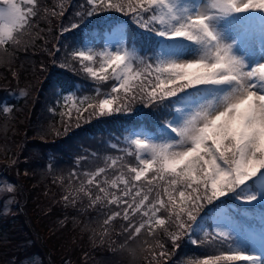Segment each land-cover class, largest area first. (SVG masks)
I'll use <instances>...</instances> for the list:
<instances>
[{
  "label": "snow or ice",
  "instance_id": "obj_1",
  "mask_svg": "<svg viewBox=\"0 0 264 264\" xmlns=\"http://www.w3.org/2000/svg\"><path fill=\"white\" fill-rule=\"evenodd\" d=\"M87 3L88 17L97 9L130 14V19L145 30L143 34L164 38L161 49L166 50L155 56H140L135 48L123 46L98 52L91 47L69 50L64 66L77 61L82 71L96 80L116 82L111 93L117 95L96 103L84 96L80 104L87 106L83 111L76 109L78 116L89 109L93 110L90 115L99 116L127 111L137 101L145 107H167L164 101L179 93L184 95L177 102L184 104L185 109L177 108L176 118L165 119L166 127L161 129L164 133L170 130L169 134H175L177 139L156 142L147 136L132 138L138 163L132 166L123 163L121 167L127 168V174L121 171L114 179L107 178L104 167L86 172L91 177L87 185H94L96 194L86 190L82 182L75 195L68 193L63 197L65 205L74 206L83 192L89 198V206L98 202L117 206L119 210L107 216L105 225L114 217H122L128 221L126 231L131 229L136 234L146 226L149 230L153 225L164 226L167 231V227L174 225L175 231L168 236L176 247L181 234L193 245L197 244L192 238L193 225L205 204L231 193L246 205L264 201V63L245 65L219 39L212 26L215 19L234 17L240 21L242 41H251L258 35L264 43V29L258 32L250 19L257 11L264 18V0H206L193 11L182 7L180 0H87ZM0 5V46H4L15 39L14 32L23 29L29 17L37 15L36 0L20 3L0 0ZM57 14L63 12L53 13ZM70 27L75 29L78 25ZM113 35L123 39L122 33ZM181 41L197 45L198 55L190 59L166 58L185 55L187 49ZM93 61L98 63V70L90 66ZM57 88L54 84L53 89ZM121 92L123 97L119 95ZM208 96L212 99H207ZM3 111L9 109L4 106ZM110 166L115 168L117 159H112ZM148 173H152L151 178L138 184ZM249 181L251 185L246 183ZM162 212L166 213L167 226L166 219L158 215ZM136 215L146 218L138 226L132 222ZM216 225L210 235L221 246L226 245V254L210 255L203 264L236 261L264 264V239L248 232L249 242L258 243L262 249L249 253L235 244L228 230L245 228L244 225L223 210L217 214ZM160 248L159 255L164 257L166 249L163 244Z\"/></svg>",
  "mask_w": 264,
  "mask_h": 264
},
{
  "label": "trees",
  "instance_id": "obj_2",
  "mask_svg": "<svg viewBox=\"0 0 264 264\" xmlns=\"http://www.w3.org/2000/svg\"><path fill=\"white\" fill-rule=\"evenodd\" d=\"M89 9L87 0H36L37 15L14 32L13 41L0 46V142L16 136L14 144L22 157L13 165L15 176L0 174V179L15 188L10 204L5 205L9 195L0 197V264H32L33 259L34 264H203L210 255L226 254V245L221 246L210 230L192 234L196 245L181 234L173 247L168 233L175 231L174 225L167 231L164 226L153 225L151 230L146 226L139 234L126 231L128 221L122 217L105 225L107 216L119 209L106 202L89 206L83 192L74 206L65 205L63 197L75 195L82 182L96 194L94 185H87L91 177L86 172L104 167L109 179L121 171L127 174L121 165L138 163L128 133L142 129L148 136L164 137V120L170 119L173 101L183 95L165 100L167 107H145L137 101L127 111L99 116L90 115L93 110L89 109L78 116L76 109L83 111L87 106L80 104L84 96L96 103L105 95H117L111 93L116 82L96 80L77 61L64 66L69 50L77 49L84 40L102 41L103 32L117 24H124L127 47L135 48L140 56H155L161 45L155 34H143L145 30L130 14L97 9L88 17ZM61 11L62 15H53ZM72 24L78 27L72 29ZM64 94L71 97L66 104ZM4 106L9 113L3 111ZM112 159H117L115 168L110 166ZM220 202L235 205L237 212L231 214L240 224L250 223L255 214L264 216V203L248 206L235 203L228 195L205 204L197 220ZM158 215L166 219L167 226L166 213ZM142 219L146 218L136 215L132 222L138 226ZM160 244L166 249L164 257L159 255ZM237 246L249 252L245 243Z\"/></svg>",
  "mask_w": 264,
  "mask_h": 264
},
{
  "label": "rangeland",
  "instance_id": "obj_3",
  "mask_svg": "<svg viewBox=\"0 0 264 264\" xmlns=\"http://www.w3.org/2000/svg\"><path fill=\"white\" fill-rule=\"evenodd\" d=\"M21 0H17V3H20ZM182 7L187 8L189 11H193L197 5L199 4H204L206 2V0H200L198 2V4L194 3V0H180ZM2 6V5H0ZM23 7L27 8L30 7V5H22ZM257 14H259V12H254L253 15L250 17V19L252 20L253 17H256ZM257 19L264 21V18L261 17H256ZM239 23L240 21H238L236 18L234 17H221L218 19H215L212 21V26L213 28L216 30V32L219 35L220 40L223 43H226L230 46L231 48V53L238 57L245 65L247 66H253L255 64L258 63H264V43L261 42V40L259 39V36L257 35L253 40L251 41H242L240 38V27H239ZM123 27L124 24H120L115 26L110 33H105V40H104V45L103 48L100 47H95V46H91V44L89 42H84L83 46L80 49H84L87 47H91L92 49H94L95 51H100L104 48H107L108 50H113L114 48H116L117 46H123L125 47V33L123 32ZM257 28V31L259 32V27L255 26ZM122 33L123 39L120 40V38L118 36L113 35L114 33ZM164 38H162V43H164ZM183 43L182 47L187 49V52L185 53V55L183 56H176V57H166V58H175V59H190L192 56L198 55L199 52V48L197 45L193 44L192 42L189 41H181ZM171 43V42H168ZM126 48V47H125ZM160 50H166V49H161ZM159 50V52H160ZM95 61L91 62L92 65H94ZM97 64V63H96ZM95 67V66H93ZM98 70V66L96 68ZM110 72V71H109ZM22 92L23 94L25 93L24 91H19ZM65 97H70L68 95L65 94L64 96V101L63 103L66 104L70 99H65ZM109 97L108 95H105V98ZM207 99L211 100L212 97L208 96ZM63 104V105H64ZM180 108V109H185V105L178 103L175 111H174V117L176 118L177 116V112L176 109ZM9 113V112H8ZM172 118V119H173ZM170 133V130H169ZM166 133V137H152V136H148L143 130L139 129V131H135V132H131L128 134L127 138L131 139L136 137V136H141L142 138H144L145 136L150 137L152 139H154L156 142H168L169 140H174L177 139V137L175 136V134H169ZM16 140V136H11L10 141L5 143V142H0V174L4 173L6 175H8V177H13L16 174V169L14 168L13 165L17 166L20 162L22 157H20L19 153H20V149H18L17 146H15L14 141ZM20 142H23V140H20ZM17 178V177H16ZM15 178V179H16ZM248 185H251V181L246 182ZM14 187H12V184H10L8 181L0 179V197L1 196H8L9 199L5 200V205L6 204H10L13 194H11L14 191ZM11 194V195H10ZM233 194V196L235 195V193H231ZM226 197V196H225ZM235 198V196H234ZM236 199V198H235ZM237 202H239V200L236 199ZM242 202V201H241ZM255 204V203H254ZM221 210H223V212L228 213V209L222 205L219 206L218 209L213 210L215 211L212 214V229L215 232L216 230V217L217 214L221 212ZM194 232H197V230L199 229H205L204 227V222L201 219H199L198 221H196V224L193 226ZM230 231V233H232L234 230L233 229H228ZM245 236L247 237L248 232H252L255 233L258 237L264 239V226H262L260 229H256L254 227L251 228H244L243 229ZM253 244V249L252 252H258L261 251V247L258 243H252ZM36 259L31 260V263L34 264ZM249 263V262H248Z\"/></svg>",
  "mask_w": 264,
  "mask_h": 264
}]
</instances>
